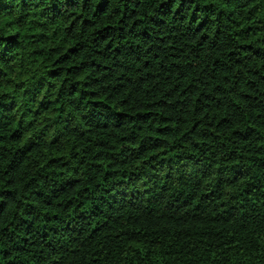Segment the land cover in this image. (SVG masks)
<instances>
[{"label":"trees","instance_id":"obj_1","mask_svg":"<svg viewBox=\"0 0 264 264\" xmlns=\"http://www.w3.org/2000/svg\"><path fill=\"white\" fill-rule=\"evenodd\" d=\"M0 264H264V0H0Z\"/></svg>","mask_w":264,"mask_h":264}]
</instances>
